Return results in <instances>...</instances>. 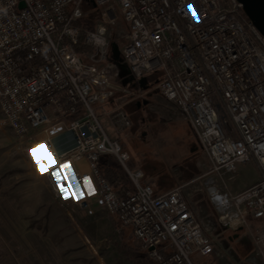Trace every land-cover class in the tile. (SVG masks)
<instances>
[{"label": "built area", "instance_id": "built-area-1", "mask_svg": "<svg viewBox=\"0 0 264 264\" xmlns=\"http://www.w3.org/2000/svg\"><path fill=\"white\" fill-rule=\"evenodd\" d=\"M93 1L102 22L84 30L76 24L83 0H0L4 122L31 146L33 161H42L39 169L34 164L60 202L94 200L132 228L155 264H197V256L213 255L216 239L198 221L184 186L157 193L144 171L130 166L118 136L132 126L116 97L129 91L118 64L109 61L119 11L128 25L121 55L130 76L136 82L161 73L158 91L179 107L209 159L204 185L219 223L251 245L250 264H264V36L235 0ZM189 4L195 11L188 12ZM82 38L92 49L88 62L75 48ZM106 155L119 161L133 190L121 193L104 177ZM249 161L257 163L260 179L233 192V175ZM66 162L76 180L60 169L67 190L61 193L52 172ZM83 162L87 172L76 167Z\"/></svg>", "mask_w": 264, "mask_h": 264}, {"label": "rangeland", "instance_id": "rangeland-1", "mask_svg": "<svg viewBox=\"0 0 264 264\" xmlns=\"http://www.w3.org/2000/svg\"><path fill=\"white\" fill-rule=\"evenodd\" d=\"M88 3L83 0L82 8L87 17L94 19L96 27L102 22L101 10L94 11ZM114 14L116 22L110 30L109 54L115 57L118 53L120 57L122 40L115 37H124L128 25L119 11ZM128 72L123 71V77L126 78ZM142 96L139 94L132 102H127L130 96L125 93L118 96L133 121L130 129L118 135L131 155L130 166L150 171L151 178L159 183L171 176L168 181L173 180L174 186L163 192L184 186V196L195 208L198 221L217 242L216 252L208 256L207 264H250L251 245L233 239L236 231H224L209 201L204 181L210 162L205 153H200V169L189 182L179 180V163L173 169L174 162L169 166L162 160H154L155 148L166 151L176 145V141L169 143L168 129L151 110L155 103L138 106L139 102H144ZM105 109L109 110L110 105ZM143 119L147 122H142ZM30 148L28 143L19 141L0 113V264H138L122 244V241L133 242L132 228L118 224L115 217L94 200L87 205L60 202L50 182L36 168ZM257 174L261 175L255 161L240 164L230 189L238 193L251 187L261 177L253 181ZM246 250L248 254H244Z\"/></svg>", "mask_w": 264, "mask_h": 264}, {"label": "crops", "instance_id": "crops-1", "mask_svg": "<svg viewBox=\"0 0 264 264\" xmlns=\"http://www.w3.org/2000/svg\"><path fill=\"white\" fill-rule=\"evenodd\" d=\"M95 8H97V7H95ZM123 26L126 27L125 24ZM126 32H128V28H127ZM125 38H126L125 36L124 37H115V39H117V40H122V44H121V47L119 49L120 52H121L122 46L125 42ZM113 39H112V41H113ZM111 44H112V42H111ZM144 79L145 80L143 83H141V80H138L133 84H129L126 81H123L121 79L120 83L123 86L127 87L128 91H129V93L127 95L130 96V98H129V101H127V102H132L135 98H137V96H139V94H140V97L143 94L141 100L149 101V102H147V104L150 106H151V103H155V105H153V109H151V110H152V112L155 113V115H158V118L161 119V121L163 122V125H165L166 128L168 129L167 139L168 140L171 139V140H169V143L172 142L173 139H175V141H176L175 142L176 145H173L172 147L168 148L166 151L162 150V152H161L160 148L159 149L155 148V150L153 151V154H154L153 158L155 161L156 160H162V161L166 162V164H168L169 166L171 165V163L174 162L173 163L174 164L173 169L176 168V163H179L180 165L178 167L179 170L177 173L180 176L179 180H183V179L187 180L188 179L187 182L192 181L196 178L195 176L197 175V172L201 166L199 155L201 152L204 153L202 146H201V143H200L198 137L196 136L191 124L182 118L181 111H180L179 107L176 106L174 103L166 100L164 98V96L158 91V89H157V82L158 81L154 82L155 76L148 75ZM120 95H121V93L118 94L116 97L118 98V96H120ZM118 100H120V99H118ZM122 100L124 101V98ZM136 102H137V100H136ZM142 122H147V119H143ZM105 124L107 125L108 123L105 122ZM108 130H109L111 136L116 138V135L113 134V131L110 127L108 128ZM159 135L161 138L162 134H159ZM161 143H162V141H161ZM151 154H152V152H151ZM174 166H175V168H174ZM76 167L82 172L88 171L87 164L85 162L76 164ZM100 167H101V170H103V169L110 168V167L111 168H121L122 166L115 157L106 155V156L102 157L101 162H100ZM172 173H174V172H172ZM174 177H175V179L177 178L176 175H174ZM184 177H186V178H184ZM259 177H260V174H257L254 177L253 181L259 179ZM144 181H145V183H148V184L152 183L151 185L155 188V182L157 180L154 181V179L151 178V179H147ZM177 185H178V183H177ZM162 192L163 191H161V193ZM193 209L195 211V208H193ZM115 219L119 224V221L117 220L116 217H115ZM119 227H120V225H119ZM131 237L133 240L132 243H126L125 244L122 241V244L124 245V247H126L127 250L130 251L131 259L133 261L137 262L138 264H155L150 257L149 250H147L145 247H143V245L134 237L133 233H132ZM207 258L208 257L204 258V257L197 256L195 258V261L197 264H207V262H208Z\"/></svg>", "mask_w": 264, "mask_h": 264}, {"label": "trees", "instance_id": "trees-1", "mask_svg": "<svg viewBox=\"0 0 264 264\" xmlns=\"http://www.w3.org/2000/svg\"><path fill=\"white\" fill-rule=\"evenodd\" d=\"M85 2H89L88 4L92 7V9L94 11H98V8L94 7V5L91 3V0H89V1L85 0ZM83 11H84V17L80 21H78L76 24L78 26L82 27L84 30L94 29L95 25H96L95 21H93L94 19H90L89 17L86 16V12H85L86 10H83ZM75 48H76L77 52L82 56L84 61L88 62L87 55L92 52V49L85 44V41L83 38L76 45ZM109 61H113L116 64H118L120 71H121V74H122V80L123 81H126L129 84L135 83V81L130 76V72H128L126 78L123 77V71H125L126 69L129 70V67H128L127 63L125 62L122 55H120V57H118V58L109 57ZM161 76H162L161 73H156V77H155L154 82L159 81L161 79ZM144 173H145V178H146L145 180L151 179V177H153L151 175L150 171H147V172L144 171ZM102 174L104 175V177L109 179L111 181V183L114 185V187H116L121 193L125 194L127 191L133 190V185H132L127 173L124 171V169L122 167L121 168H111L110 167V168L103 169ZM169 179H171V176H169L165 179H162V182H160V183L158 181H156L155 190L157 193H161V191H164V190L174 186L173 180L168 181ZM244 254H248L247 250L244 252Z\"/></svg>", "mask_w": 264, "mask_h": 264}, {"label": "water", "instance_id": "water-1", "mask_svg": "<svg viewBox=\"0 0 264 264\" xmlns=\"http://www.w3.org/2000/svg\"><path fill=\"white\" fill-rule=\"evenodd\" d=\"M242 8L243 13L246 18L251 22V24L264 36V0H235ZM94 7H97L96 3L91 0ZM20 7H25V4L21 2ZM120 52V51H119ZM119 54L115 53V58H118ZM144 78L141 79V83L144 82ZM146 104L147 102H139L138 106L141 104ZM154 248H151L153 250Z\"/></svg>", "mask_w": 264, "mask_h": 264}, {"label": "snow or ice", "instance_id": "snow-or-ice-1", "mask_svg": "<svg viewBox=\"0 0 264 264\" xmlns=\"http://www.w3.org/2000/svg\"><path fill=\"white\" fill-rule=\"evenodd\" d=\"M193 11H195L194 6L192 4H189L188 5V12L191 13ZM192 18L194 20H198V16H196V15H193ZM34 161L36 162L37 167L39 169V165H40V163L42 161L41 160H37L35 157H34ZM60 169H63V170H65L68 173V176L66 178L71 180V181H75L76 180V176H75L74 173H72L70 165L67 162L64 163V164H61L56 171L52 172V177L56 181L57 187L60 189L61 193H65L67 190L62 185V180L65 179V177H62ZM43 174L44 173L42 172L41 175H43ZM85 184L87 186L91 187V182L88 180V178H85ZM76 187L78 189L79 185L77 184ZM65 199H67V196H65Z\"/></svg>", "mask_w": 264, "mask_h": 264}, {"label": "flooded vegetation", "instance_id": "flooded-vegetation-1", "mask_svg": "<svg viewBox=\"0 0 264 264\" xmlns=\"http://www.w3.org/2000/svg\"><path fill=\"white\" fill-rule=\"evenodd\" d=\"M158 83V82H157ZM155 84V83H154Z\"/></svg>", "mask_w": 264, "mask_h": 264}]
</instances>
